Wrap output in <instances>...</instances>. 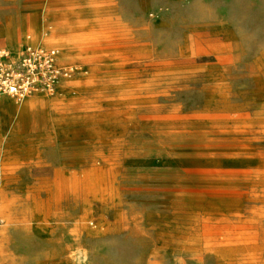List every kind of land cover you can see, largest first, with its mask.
I'll list each match as a JSON object with an SVG mask.
<instances>
[{"label": "rangeland", "instance_id": "rangeland-1", "mask_svg": "<svg viewBox=\"0 0 264 264\" xmlns=\"http://www.w3.org/2000/svg\"><path fill=\"white\" fill-rule=\"evenodd\" d=\"M39 45L73 73L0 105V264H264V0H0Z\"/></svg>", "mask_w": 264, "mask_h": 264}, {"label": "built area", "instance_id": "built-area-1", "mask_svg": "<svg viewBox=\"0 0 264 264\" xmlns=\"http://www.w3.org/2000/svg\"><path fill=\"white\" fill-rule=\"evenodd\" d=\"M60 51L55 47L27 48L16 59L0 48V99L11 97L17 101L37 90L50 94L60 80H66L73 68L60 67Z\"/></svg>", "mask_w": 264, "mask_h": 264}, {"label": "bare ground", "instance_id": "bare-ground-1", "mask_svg": "<svg viewBox=\"0 0 264 264\" xmlns=\"http://www.w3.org/2000/svg\"><path fill=\"white\" fill-rule=\"evenodd\" d=\"M55 27V26H54ZM59 27V26H58ZM53 29H55V28H53ZM60 29H63V28H60ZM48 35L47 33H45V32H43L42 34H41V36L42 35H44V36H46V35ZM73 40H75V38L73 39ZM71 41V40H70ZM60 41H57L56 39H55V35H53L52 33H51V35H50V37L48 38V39H43V40H41V37H39L38 38V43H41V44H45V45H53V46H55V45H57V43H59ZM85 43V42H84ZM10 45V44H9ZM39 47H43L42 45H39ZM39 47H35V48H39ZM45 47H47V46H45ZM27 48H31V47H24V48H22L20 51H19V53H17L16 54V52H12V53H10L9 51V54L11 55V58L13 59V60H16L22 53H23V51L24 50H26ZM58 64H59V62H58ZM60 67H66V66H61V65H59ZM67 66H69V67H71L70 65H67ZM59 82L60 81H58L57 82V84H56V88H55V94H56V91H57V89H58V87H59ZM45 94H48V95H53V94H49L48 92H46V91H44V90H37V91H35V92H33L32 93V95H45ZM31 95V94H30ZM31 95V96H32ZM30 97V96H29ZM26 98V97H25ZM25 98H23L22 100H20L19 102H22ZM9 100H13V101H15L13 98H11V97H9L8 98ZM34 101V100H33ZM16 102V101H15ZM34 109V108H33Z\"/></svg>", "mask_w": 264, "mask_h": 264}, {"label": "crops", "instance_id": "crops-1", "mask_svg": "<svg viewBox=\"0 0 264 264\" xmlns=\"http://www.w3.org/2000/svg\"><path fill=\"white\" fill-rule=\"evenodd\" d=\"M15 47H17V46H15ZM66 61V60H65ZM64 63V59H62L61 58V56H60V59H59V65H61V66H64V65H62ZM59 88V87H58ZM10 100L9 99H6L5 101H3V102H0V105H2L3 103H6V102H9ZM8 108V107H7Z\"/></svg>", "mask_w": 264, "mask_h": 264}]
</instances>
